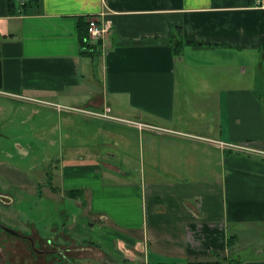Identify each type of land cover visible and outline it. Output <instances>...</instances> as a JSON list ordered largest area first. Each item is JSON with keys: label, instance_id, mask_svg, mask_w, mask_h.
I'll list each match as a JSON object with an SVG mask.
<instances>
[{"label": "crops", "instance_id": "0c3cea01", "mask_svg": "<svg viewBox=\"0 0 264 264\" xmlns=\"http://www.w3.org/2000/svg\"><path fill=\"white\" fill-rule=\"evenodd\" d=\"M91 17L111 28L86 49ZM180 40L190 42L178 55ZM4 97L149 131L148 183L130 164L98 162L116 153L87 141L57 160L64 190L88 191L100 213L87 223L97 236L83 237L117 260L119 244L145 263L264 264V0H0Z\"/></svg>", "mask_w": 264, "mask_h": 264}, {"label": "rangeland", "instance_id": "374dc122", "mask_svg": "<svg viewBox=\"0 0 264 264\" xmlns=\"http://www.w3.org/2000/svg\"><path fill=\"white\" fill-rule=\"evenodd\" d=\"M95 39L88 35L90 43H99L101 38ZM0 103V264H42L40 258L31 256L30 240H26L22 233L30 234L41 247L61 248L76 261H73L75 264H108L107 259H115L122 264H152L138 262L142 258L138 256L143 255L141 252H130L119 244L116 247L123 253L122 260L114 258L111 252L104 250L105 247L89 242L87 238L93 239L91 235L97 234L88 230L87 223H100V213L89 211L88 191L83 199L76 198L78 202L66 194L57 161L68 160L71 143L87 141L93 145V150L101 151V156L103 152L116 153L107 158H100L99 155L98 162L103 164L105 159L120 167L130 164L139 169L129 172L133 180L146 175L147 178H144L148 183L147 179L152 174L147 162L149 131L126 129L120 121L112 116L104 118L100 110L94 109L86 110V115H80V119L72 116V121H68L69 115H72L68 109L42 98L11 100L4 97L0 98ZM69 124L72 125L71 129ZM108 129L127 131L129 135L126 133V139L129 140L119 137L114 141L113 135L104 139L101 132ZM69 130L77 134L76 140H69ZM63 148L65 155L62 154ZM111 173L119 175L114 179L122 177L115 171ZM88 177L77 178V185L90 181ZM96 207L105 206L96 203ZM117 215L122 217V211H118ZM138 215L137 210L132 214L135 219ZM3 226L17 230L20 235L7 232ZM97 228L99 231L100 228ZM134 256H137V260H133ZM56 260L47 264H73L63 258L56 257ZM194 262L219 263L210 259Z\"/></svg>", "mask_w": 264, "mask_h": 264}, {"label": "flooded vegetation", "instance_id": "af4514ba", "mask_svg": "<svg viewBox=\"0 0 264 264\" xmlns=\"http://www.w3.org/2000/svg\"><path fill=\"white\" fill-rule=\"evenodd\" d=\"M4 230H6L7 232L11 233V234H15V235H20V232H18L17 230L13 229V228H9L6 226L2 227ZM22 235H24L23 237H25L26 240H30V251L32 252L31 256H36V258H40L42 260V264H47L49 262H55L56 257L58 258H63L64 261H68L69 263L72 261L76 262L74 259H72L71 257H68L66 255V253L61 249V248H51L50 246H44L41 247L38 245V243H35L34 238H32V236L28 233H22ZM50 240V239H49ZM57 261V260H56ZM73 262V264H75Z\"/></svg>", "mask_w": 264, "mask_h": 264}, {"label": "trees", "instance_id": "16d2710c", "mask_svg": "<svg viewBox=\"0 0 264 264\" xmlns=\"http://www.w3.org/2000/svg\"><path fill=\"white\" fill-rule=\"evenodd\" d=\"M32 1V0H30ZM11 2V9H14V2L15 0H10ZM14 12V10H12ZM80 30H81V41H82V44L86 47V49H90L92 46L91 44L88 43V35H89V32H88V21H85V22H82V24H80ZM100 41V40H99ZM190 41H183V40H180L176 43H173V47H174V53L175 54H180L184 48V46L189 43ZM85 49V50H86ZM94 51V50H93ZM93 51H91V53L93 54ZM66 191V194L71 197V198H84V195H85V190L84 189H81V188H73V189H68V190H65ZM83 203V202H82ZM83 205H86V203H83ZM90 243H92L93 241H90ZM94 243V242H93ZM214 264L213 262H202L201 264ZM152 264H169V263H166V262H154Z\"/></svg>", "mask_w": 264, "mask_h": 264}, {"label": "built area", "instance_id": "2783aa9c", "mask_svg": "<svg viewBox=\"0 0 264 264\" xmlns=\"http://www.w3.org/2000/svg\"><path fill=\"white\" fill-rule=\"evenodd\" d=\"M110 28L111 24L107 20H101L97 17H91L88 20L89 36L97 38V40L102 38Z\"/></svg>", "mask_w": 264, "mask_h": 264}, {"label": "water", "instance_id": "95a60500", "mask_svg": "<svg viewBox=\"0 0 264 264\" xmlns=\"http://www.w3.org/2000/svg\"><path fill=\"white\" fill-rule=\"evenodd\" d=\"M4 199L8 200V198H6V197H4ZM107 263L108 264H122V263L116 261L115 259H113V260L112 259H107Z\"/></svg>", "mask_w": 264, "mask_h": 264}]
</instances>
